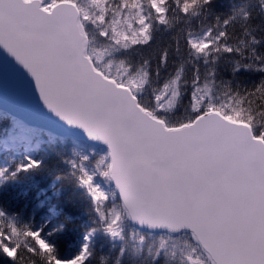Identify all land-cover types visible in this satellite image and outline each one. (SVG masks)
<instances>
[{"label": "snow or ice", "instance_id": "1", "mask_svg": "<svg viewBox=\"0 0 264 264\" xmlns=\"http://www.w3.org/2000/svg\"><path fill=\"white\" fill-rule=\"evenodd\" d=\"M174 3L182 17L165 19V0L147 9L140 0H0V97L7 86L28 113L0 103V133L20 158L0 178L40 170L37 129L55 130L80 149L79 162L65 163L99 225L61 255L49 238L71 216L47 230L10 222L0 253L13 264H22L21 237L42 264H93L98 233L114 264H264V0L259 23L251 4L222 17L217 0ZM213 18L200 33L180 28L168 43L160 35ZM225 54L227 80L217 67ZM246 74L259 80L249 87ZM0 218L8 221L4 210ZM148 237L158 243L146 249Z\"/></svg>", "mask_w": 264, "mask_h": 264}, {"label": "trees", "instance_id": "2", "mask_svg": "<svg viewBox=\"0 0 264 264\" xmlns=\"http://www.w3.org/2000/svg\"><path fill=\"white\" fill-rule=\"evenodd\" d=\"M140 3L145 6V9L150 4V0H140ZM254 5V15L256 16L255 23L260 21V12L258 7V0H217L215 12L222 17H227L231 14L233 5ZM162 7L169 8V11L164 13L165 19H171L174 16L182 17L179 8L175 5L174 0H165ZM154 12V9L152 10ZM191 11V10H190ZM214 18L209 20L193 19L191 23H181L178 28L171 32H163L160 35L163 37V42L168 43L171 37L176 35V32L183 28L186 32L192 30L200 33L201 26L205 29L214 24ZM156 27H163L159 25L158 21ZM230 32L234 33L235 37L241 35L239 24L235 29L230 28ZM234 42V41H233ZM184 41L181 37V47L183 48ZM186 56V53H185ZM232 57L225 54V57L217 62L220 79H231L230 63L228 62ZM179 61H177V64ZM173 66L170 65V71H173ZM203 71V66H202ZM185 75L188 79L191 78L192 70L190 65L185 67ZM247 86L259 80L258 75L246 74L242 77ZM219 82V80H218ZM0 125V129H2ZM32 147L37 150L36 158H44V165L40 170L33 171L30 174L20 173L16 180H4L0 184V210H4L8 217L15 216L18 228H22L25 224L29 227L38 229L40 226L53 228L64 220L65 215L71 216L72 222L64 227L60 232H55L49 238L50 243L57 247L61 255L69 254L78 251L83 234L90 230L91 227H99L95 223L98 219V214L94 211V201L91 195L86 190V186H81L77 176H73L74 169L70 164L65 163L66 160H76L79 162V157L75 155L80 151L76 144L69 139L59 138L47 134L46 132L37 129V135L33 141ZM23 155V150L21 151ZM95 159L90 161L94 165ZM20 163V158L17 153L10 147L4 144V137L0 133V169L8 168L10 171L14 170ZM89 163V162H86ZM55 185V189H53ZM59 191V197H53V191ZM43 204L41 207L40 205ZM61 211L59 218L52 214V209ZM9 220L5 221L0 218V228H7ZM134 228L129 225L126 228V234H130ZM43 235V234H42ZM30 241L31 238H28ZM28 241L21 237V249L18 255L22 253V264H32L36 260L37 264H42L40 259L35 254L27 253L23 249V243ZM158 243V237H148L145 243V248L149 245ZM93 264H114L116 253L111 250L109 238L103 233H98L95 240ZM0 264H13V262L0 253Z\"/></svg>", "mask_w": 264, "mask_h": 264}, {"label": "water", "instance_id": "3", "mask_svg": "<svg viewBox=\"0 0 264 264\" xmlns=\"http://www.w3.org/2000/svg\"><path fill=\"white\" fill-rule=\"evenodd\" d=\"M0 103L3 104V107L7 110L10 111H14L19 113L20 115H28V113L21 108V106L19 105V103L17 102L16 98L14 97V95L11 93V91L7 88V86L4 89L3 95L2 97H0ZM38 130L46 132L48 134H52L56 137H59L55 130H47L44 131L41 128H38ZM62 138V137H59ZM65 139V138H64ZM133 228H135V225H131Z\"/></svg>", "mask_w": 264, "mask_h": 264}, {"label": "clouds", "instance_id": "4", "mask_svg": "<svg viewBox=\"0 0 264 264\" xmlns=\"http://www.w3.org/2000/svg\"><path fill=\"white\" fill-rule=\"evenodd\" d=\"M14 218H16V217L15 216L8 217L9 222H16V220Z\"/></svg>", "mask_w": 264, "mask_h": 264}, {"label": "rangeland", "instance_id": "5", "mask_svg": "<svg viewBox=\"0 0 264 264\" xmlns=\"http://www.w3.org/2000/svg\"><path fill=\"white\" fill-rule=\"evenodd\" d=\"M94 180H95L96 182H101V181H100V178H94ZM101 184H102V182H101ZM102 187H103V184H102Z\"/></svg>", "mask_w": 264, "mask_h": 264}]
</instances>
